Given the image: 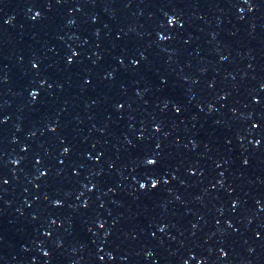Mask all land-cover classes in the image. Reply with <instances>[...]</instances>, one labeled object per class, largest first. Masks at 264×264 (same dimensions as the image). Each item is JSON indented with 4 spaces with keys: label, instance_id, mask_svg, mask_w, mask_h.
Instances as JSON below:
<instances>
[{
    "label": "snow or ice",
    "instance_id": "obj_1",
    "mask_svg": "<svg viewBox=\"0 0 264 264\" xmlns=\"http://www.w3.org/2000/svg\"><path fill=\"white\" fill-rule=\"evenodd\" d=\"M151 163V162H150Z\"/></svg>",
    "mask_w": 264,
    "mask_h": 264
}]
</instances>
